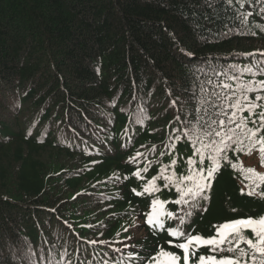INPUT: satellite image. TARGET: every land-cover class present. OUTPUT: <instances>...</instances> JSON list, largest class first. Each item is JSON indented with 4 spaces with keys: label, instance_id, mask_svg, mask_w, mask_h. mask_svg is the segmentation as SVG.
I'll return each instance as SVG.
<instances>
[{
    "label": "trees",
    "instance_id": "16d2710c",
    "mask_svg": "<svg viewBox=\"0 0 264 264\" xmlns=\"http://www.w3.org/2000/svg\"><path fill=\"white\" fill-rule=\"evenodd\" d=\"M214 7L205 0H0V264H143L158 244L168 247L171 237L144 221L154 197L183 215L172 203L175 189L162 180L154 196L132 189L142 192L173 159L169 173L187 174L193 148L182 122L195 117L197 67L239 75L232 65L242 70L264 59L245 55L264 52V0ZM244 12L252 15L242 22ZM137 152L144 156L133 162ZM145 157L154 163L138 180L132 173ZM245 157L229 153L237 169L222 166L186 230L210 237L213 225L264 215V200L241 194L247 181L239 168L251 167ZM177 223L165 218L166 228Z\"/></svg>",
    "mask_w": 264,
    "mask_h": 264
},
{
    "label": "snow or ice",
    "instance_id": "6c2138e0",
    "mask_svg": "<svg viewBox=\"0 0 264 264\" xmlns=\"http://www.w3.org/2000/svg\"><path fill=\"white\" fill-rule=\"evenodd\" d=\"M218 2L219 0H205L214 11V5ZM246 2L247 0H223L229 7L236 4L240 9L244 8ZM251 15V12L242 13V22L247 21ZM261 31H264V27H261ZM245 55L264 57V52ZM231 67L239 75L219 72L211 66L197 67L193 71L195 117L192 118L190 112L182 122V135L193 148V156L187 158V174L180 175L176 171L169 173L168 169L177 164V160L173 159L170 165L162 166L159 174L143 185L142 192L132 189L137 196H154L162 190L157 185V180H162L164 189H175L178 198L172 203L181 206L183 210V215L166 211V201L158 197L152 199L151 212L145 214L144 222L153 233L159 236L166 232L171 239L165 241L167 248L158 244L156 252L147 257L143 264H181V260L183 264H249V261L250 264H264V215L242 217L213 225L216 231L210 237L193 234L184 227L192 216V211L200 206V201L208 199L206 192L211 189L212 181L222 166L230 165L234 170L237 169V164L229 158V153H243L245 156L256 153L261 166H264V79L250 80L247 83L240 80L245 72L253 76H264V59L246 65L242 70L238 65ZM220 76L226 79H218ZM229 81L237 83L234 86ZM250 93H255L253 98L249 97ZM175 104L176 101L173 100L172 105ZM142 120L143 114L137 117L138 123ZM176 120L179 121L180 117L177 116ZM166 154L161 152L162 156ZM143 156V153L137 152L132 161L135 162L138 157ZM145 159L147 162L144 167L132 173L138 180L144 179L142 173H146L154 163L146 157ZM239 172L247 181L241 194L247 189V195L264 200V171L241 166ZM119 179L120 177H116L117 181ZM165 218L177 220L178 223L175 227L169 225L166 228ZM124 231L127 232L128 228ZM246 233H251V236ZM201 248H206L208 254L201 253L197 256ZM171 249H177L183 255ZM128 258L134 257L129 254ZM117 264H124V261H118Z\"/></svg>",
    "mask_w": 264,
    "mask_h": 264
},
{
    "label": "rangeland",
    "instance_id": "374dc122",
    "mask_svg": "<svg viewBox=\"0 0 264 264\" xmlns=\"http://www.w3.org/2000/svg\"><path fill=\"white\" fill-rule=\"evenodd\" d=\"M244 160L245 164L248 166L256 167L257 169L263 168L256 153H254L252 156H246Z\"/></svg>",
    "mask_w": 264,
    "mask_h": 264
}]
</instances>
